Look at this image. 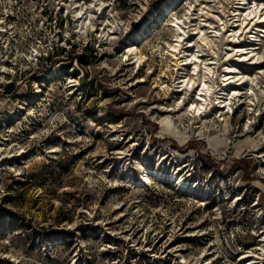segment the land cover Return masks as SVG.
I'll return each mask as SVG.
<instances>
[{
  "label": "rangeland",
  "instance_id": "obj_1",
  "mask_svg": "<svg viewBox=\"0 0 264 264\" xmlns=\"http://www.w3.org/2000/svg\"><path fill=\"white\" fill-rule=\"evenodd\" d=\"M79 1L104 2L94 29L73 0H0V264H264V57L232 49L257 32L264 53L258 17L230 46L238 0H197L187 18L191 0ZM175 17L184 45L200 20L221 30L202 114L200 81L186 88L169 53ZM229 63L254 83L228 112Z\"/></svg>",
  "mask_w": 264,
  "mask_h": 264
},
{
  "label": "bare ground",
  "instance_id": "obj_2",
  "mask_svg": "<svg viewBox=\"0 0 264 264\" xmlns=\"http://www.w3.org/2000/svg\"><path fill=\"white\" fill-rule=\"evenodd\" d=\"M222 2H224L223 0H220ZM197 0H191L190 4L187 5L188 6V12L186 13V18L189 17L188 13L191 11V9H193V7L197 6L196 4ZM205 1H202L200 4H203ZM233 2H235L233 0ZM252 1L250 0H238V4L239 6H237V8L234 10V18L236 16H238V20H241V24H237V27L239 25H241V27H234L232 30V33L228 36V45L231 46V42L233 40H235V37L237 35L238 32H241L242 30V26L245 25L247 23V25L245 27H247L249 24H251L252 22L254 23V18L258 17L257 21L254 23L255 26H257V30L259 31H263L264 32V28H259L260 23H262L264 21V12H261L262 10H260L261 8L259 7V5L255 2V3H251ZM246 4H250L249 7H246ZM71 5L73 6V11L75 14V17L77 18V20L81 21L79 24V29L84 30L85 28L88 30L89 28L94 29V24L92 23V8L96 7L97 5H100V8H103L104 6V2H100L97 3L96 1H92L89 5L88 4H84L81 3L79 0H73V2L71 3ZM242 5V6H241ZM260 8V9H259ZM199 10H203V7L200 6ZM209 13V12H208ZM245 14V16L243 17V15ZM200 17V16H199ZM184 18V19H186ZM221 19H224L223 17H221ZM193 21V20H191ZM226 21V20H225ZM236 21V20H235ZM185 23H187L185 20H183L180 17H175L174 19H172L171 23H168V25H170V28H172V30L175 31V43L170 44V49H169V53L170 55L173 57V59H175L176 64L178 65L177 68L180 70L182 69V75L179 76L180 78L183 77L182 80H180V82L183 83V85L187 88L189 87V85H191L192 83H197L198 81H200L201 87L198 91L199 93V97H200V101H198L197 103L192 102L191 105V113L193 115H195V113H200L202 114V111H204L205 109H208V107L212 104V95L214 93H219V91H217L215 89V79H214V75H215V67L218 64V58L215 57L214 55L212 57H209L207 53H205V51L209 48V50L211 48H214L213 45L216 41L215 37L217 38L220 33V29H217V27L215 26V29L213 28V30H210L211 26L207 25L206 23L203 24L202 21L200 20L199 25H197L196 23V27H194V32L192 33V35H190L187 45H184V41L186 38L185 35L188 34L186 29V25ZM191 23V22H190ZM195 24V22L193 23ZM225 26V25H224ZM254 28V27H253ZM85 29V30H86ZM105 29V28H104ZM80 30V31H81ZM84 30V31H85ZM230 29H227V31H229ZM241 30V31H240ZM245 31V29L242 31V33ZM203 32V34H201ZM213 32H215V34H213ZM198 35V37L196 36ZM233 37V39H229L230 37ZM259 33H255L254 36L252 37L253 39L250 41L249 44H245L246 46L243 45H239V46H233V48L236 49L237 52H240L239 57L243 60H248L249 61V65L250 64H262L263 63V57H264V53H259V51H256V49L258 48L256 46V44L260 43L259 42ZM227 37V36H226ZM224 38H225V34H224ZM184 39V40H183ZM218 39V38H217ZM224 42V41H223ZM195 47V49H194ZM208 47V48H207ZM230 48V47H228ZM132 48L130 47L129 50H131ZM136 49V48H134ZM191 50V51H190ZM214 51V50H213ZM182 54V56H179V54ZM238 55V54H236ZM137 56V61H139L140 63L145 61V59L142 58L141 55H139V53H136ZM130 63V62H129ZM193 64V70L194 72H192V74L186 73L185 69L187 68V66H189L190 64ZM203 63V72L201 75V72L198 71L197 69L199 67H202L201 64ZM213 65H215L213 67ZM176 66V65H175ZM260 67V66H259ZM8 68L3 65L0 68V74L1 72H5ZM227 71L226 73L223 75L225 78H223V82H226L225 85L229 88L226 87H222L220 89L224 90L222 93L225 94V96H221L219 94V96H217V98L219 99V108L222 109V111L226 108H228V112L233 108L232 106V101L234 98L241 96L242 91L240 90L241 87L245 84H247L248 79H246L244 74L240 75V72L238 70V66L235 63L232 64H228L227 66ZM258 70V69H257ZM198 71V72H197ZM197 72L196 75H193ZM258 72H263V70H259ZM243 73V72H242ZM222 78V77H221ZM217 80V79H216ZM248 83H254V79L251 78L249 79ZM233 84L234 87H232L231 85ZM253 85V84H252ZM251 86L252 90L253 86ZM213 88L215 89L213 91ZM217 88V87H216ZM218 89V88H217ZM219 89V90H220ZM189 92V88L186 89ZM186 91V92H187ZM222 98V99H221ZM227 112V113H228ZM180 138V137H179ZM161 170V169H160ZM159 169L155 170V168H147L144 176V179L147 180V172H154L156 174H161V176H164V172H161ZM161 172V173H160ZM166 177V175H165ZM169 177L171 179H175V180H179V177L175 174H171L169 175ZM143 180V179H141ZM144 181V180H143ZM182 182V180H181ZM135 184V183H134ZM253 259H250L249 261H247V264H257L259 262V257H252Z\"/></svg>",
  "mask_w": 264,
  "mask_h": 264
},
{
  "label": "trees",
  "instance_id": "obj_3",
  "mask_svg": "<svg viewBox=\"0 0 264 264\" xmlns=\"http://www.w3.org/2000/svg\"><path fill=\"white\" fill-rule=\"evenodd\" d=\"M79 59H80V63L81 64H84L85 62H86V59H85V57L84 56H79Z\"/></svg>",
  "mask_w": 264,
  "mask_h": 264
},
{
  "label": "built area",
  "instance_id": "obj_4",
  "mask_svg": "<svg viewBox=\"0 0 264 264\" xmlns=\"http://www.w3.org/2000/svg\"><path fill=\"white\" fill-rule=\"evenodd\" d=\"M6 16L9 17V13H7ZM8 26H9V24H8ZM6 29H7V28H6V26H5V31H6Z\"/></svg>",
  "mask_w": 264,
  "mask_h": 264
}]
</instances>
